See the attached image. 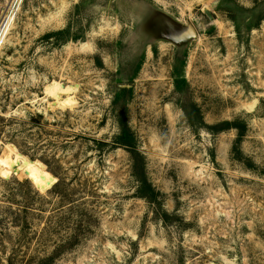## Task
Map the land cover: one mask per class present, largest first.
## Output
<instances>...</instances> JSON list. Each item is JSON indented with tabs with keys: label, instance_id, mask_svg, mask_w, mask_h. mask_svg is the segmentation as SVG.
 <instances>
[{
	"label": "rangeland",
	"instance_id": "374dc122",
	"mask_svg": "<svg viewBox=\"0 0 264 264\" xmlns=\"http://www.w3.org/2000/svg\"><path fill=\"white\" fill-rule=\"evenodd\" d=\"M0 264H264V0H0Z\"/></svg>",
	"mask_w": 264,
	"mask_h": 264
},
{
	"label": "bare ground",
	"instance_id": "6f19581e",
	"mask_svg": "<svg viewBox=\"0 0 264 264\" xmlns=\"http://www.w3.org/2000/svg\"><path fill=\"white\" fill-rule=\"evenodd\" d=\"M44 191H45V190H44ZM44 191H43V192H44Z\"/></svg>",
	"mask_w": 264,
	"mask_h": 264
},
{
	"label": "water",
	"instance_id": "95a60500",
	"mask_svg": "<svg viewBox=\"0 0 264 264\" xmlns=\"http://www.w3.org/2000/svg\"><path fill=\"white\" fill-rule=\"evenodd\" d=\"M47 189H48V188H47ZM47 189H46V190H47Z\"/></svg>",
	"mask_w": 264,
	"mask_h": 264
}]
</instances>
